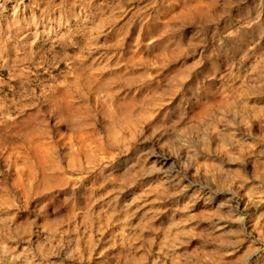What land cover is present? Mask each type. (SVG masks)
Listing matches in <instances>:
<instances>
[{"label": "rangeland", "instance_id": "1", "mask_svg": "<svg viewBox=\"0 0 264 264\" xmlns=\"http://www.w3.org/2000/svg\"><path fill=\"white\" fill-rule=\"evenodd\" d=\"M0 264H264V0H0Z\"/></svg>", "mask_w": 264, "mask_h": 264}, {"label": "bare ground", "instance_id": "2", "mask_svg": "<svg viewBox=\"0 0 264 264\" xmlns=\"http://www.w3.org/2000/svg\"><path fill=\"white\" fill-rule=\"evenodd\" d=\"M5 3V2H4Z\"/></svg>", "mask_w": 264, "mask_h": 264}]
</instances>
